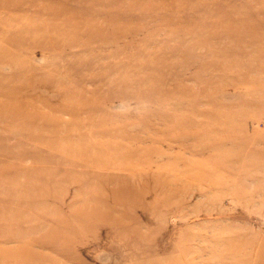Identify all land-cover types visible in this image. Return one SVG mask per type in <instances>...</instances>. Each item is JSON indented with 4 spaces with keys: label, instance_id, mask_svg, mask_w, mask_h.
Here are the masks:
<instances>
[{
    "label": "rangeland",
    "instance_id": "1",
    "mask_svg": "<svg viewBox=\"0 0 264 264\" xmlns=\"http://www.w3.org/2000/svg\"><path fill=\"white\" fill-rule=\"evenodd\" d=\"M0 264H264V0H0Z\"/></svg>",
    "mask_w": 264,
    "mask_h": 264
}]
</instances>
